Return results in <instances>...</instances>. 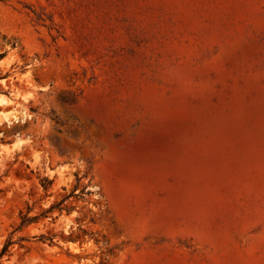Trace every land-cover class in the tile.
I'll use <instances>...</instances> for the list:
<instances>
[{
  "label": "rangeland",
  "instance_id": "rangeland-1",
  "mask_svg": "<svg viewBox=\"0 0 264 264\" xmlns=\"http://www.w3.org/2000/svg\"><path fill=\"white\" fill-rule=\"evenodd\" d=\"M0 99V264H264V0H0Z\"/></svg>",
  "mask_w": 264,
  "mask_h": 264
},
{
  "label": "bare ground",
  "instance_id": "bare-ground-1",
  "mask_svg": "<svg viewBox=\"0 0 264 264\" xmlns=\"http://www.w3.org/2000/svg\"><path fill=\"white\" fill-rule=\"evenodd\" d=\"M3 101V100H2ZM0 102H1V99H0Z\"/></svg>",
  "mask_w": 264,
  "mask_h": 264
}]
</instances>
